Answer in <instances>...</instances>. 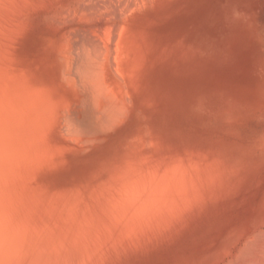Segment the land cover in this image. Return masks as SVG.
Masks as SVG:
<instances>
[{"label":"rangeland","instance_id":"rangeland-1","mask_svg":"<svg viewBox=\"0 0 264 264\" xmlns=\"http://www.w3.org/2000/svg\"><path fill=\"white\" fill-rule=\"evenodd\" d=\"M79 1L81 2L82 0H0L1 93H5L6 98L9 99V97H7L8 91L11 92V95L12 91L8 89L14 88L15 85L19 84L17 85L18 87H15L19 89L20 86H22L20 89H23L22 91H26L31 96L34 94L33 98L36 100L35 93L38 92L37 86L40 84L46 86L48 84V87L40 85V88L43 89L39 90L43 91L44 88H47L44 93L49 99H59L60 101L54 100L58 102V105L59 102H62L60 103V105L62 104V106H60V108L62 107L61 109L55 106L56 104L54 103V106L59 109V111L57 110L58 115L57 111L55 112L57 118L56 115L52 113L53 116L52 114L51 116L54 121H50V124L46 122L49 125L44 129V132L55 122V124L53 123V127L48 130L50 132L49 136V132H46L49 140H45L44 136L46 134L43 131L41 132L40 130L42 137L38 132L41 141L43 138V144L46 141L45 144L49 145L48 147L51 148L55 144L52 148L54 154H51L53 151L48 153L49 155L46 154L47 150H44L47 148V145L41 144L42 142L37 138L39 140L37 145H41V148L42 145L46 147L44 150V147L42 148V154L45 156H40L42 157L40 161L44 160L43 162H45L47 159L48 160L42 164V161L39 162L38 160L39 157L32 158V163L35 165L32 166V169L31 167L26 169L27 171L23 178L19 180L20 182L17 181L18 183H23L24 186H28V188L23 187V184L18 185V183L17 186L15 182L11 181L9 185L11 194L10 197L9 195L6 197L11 212L17 214V216L16 214L14 215L15 218L11 216L13 221L16 224H22L25 230L30 228L29 239H31V242L33 241L34 253L36 254L38 252L37 254L40 253L45 256L50 255L49 258H51V260L48 259L45 264H50L48 261H50L51 264H70L73 261L76 262H73V264H78L80 261V263L84 264L83 261L85 260V264H89V261L93 260V256L94 259L102 257L103 259L100 258L102 264H111V262L112 264H210L211 262H213L212 264L215 262H217L215 264H222L223 261H225V264L227 262V264H231V262L237 263L235 258L238 260L240 257L239 255H243L240 253L241 250L244 249L249 251L252 248L256 249L255 247L257 244L259 245L257 249L260 248L262 245L260 243H263L260 241H264V239H262L264 238L262 235L264 228H261L264 227V0H111L113 1V11H115L114 13L111 11L109 14L113 13L112 15H118L116 13L120 14L122 11L121 17L123 16V19L121 17L120 20L118 19V21L122 19V22H118L117 20L114 21L112 17H109L112 22H106L107 20L103 18L100 19L102 16H111L108 13L104 15L102 12H97V14L95 12L94 14L96 15L92 16L90 14L93 13L88 14L84 11V13L81 12L80 15L78 12L79 16H77V21L80 20L79 22L82 24L85 21V23H87V21L88 23L96 22L98 19H100L102 23L105 22V25L103 24L104 26H102L104 27L103 29L99 28V31L95 29L96 33L99 32V38L103 36L102 33L108 35L107 31L111 26L109 29L105 30L107 25H113L112 29L109 31L111 32L109 40L112 38L111 40L114 41L118 38L119 41H115L120 42V44L118 43V45H120L118 49L120 48V50L122 46H125L124 49L122 48L121 52L118 50L119 53H124L122 54L125 58L121 56L122 54L118 56L119 53L116 51L117 48H115V53L118 55L113 53V56H118L119 59H117L118 57L113 58L123 63L121 64V62L119 63V61L115 60L116 65L112 63V69L110 68L109 73L105 74V76L101 74L104 76L103 79L106 77L105 80L107 81L104 80V82L112 86H115L117 83L116 87L118 90H116L117 92L114 94L116 96L113 95L111 98L113 99L114 97L116 101L107 99V102L104 100L96 101L88 89L81 85L77 78V74L73 75L74 72L72 75L73 78L76 76V79H74L75 83H70L71 85H69L68 80L67 82L65 81V75L62 74L66 69V63L61 60V56L63 55L61 53L65 52L63 50H66L65 46L68 44V42L63 43V41H65V36H68L64 33L69 31V28L73 27L72 24H69L68 18L75 11L74 9H76V11L79 10ZM59 3L63 4L60 6ZM130 4L132 5L131 7ZM52 9L55 10L53 11ZM116 9L120 12H117ZM129 10H131V12ZM54 13H56V16ZM57 13L59 15L62 14V17ZM82 13L86 16H83ZM82 16L86 19H80ZM93 18L94 20L91 21ZM48 19L50 21H48ZM11 28H14L15 32ZM57 28L62 31H59ZM71 33L73 32L70 31L68 34L71 36ZM96 33L92 34L95 36L97 35ZM121 33L124 36L127 34V37L122 36ZM118 34L121 36H117ZM93 35L91 36L92 38ZM95 37H98V35ZM107 37L108 36H105L106 39ZM68 38L70 39V37ZM99 38L93 39L99 41ZM122 39L128 42L127 45H124L126 43L123 42ZM104 41L105 40L102 42ZM106 41H108V39ZM113 41L111 42L114 45L115 41ZM99 42L101 43V41ZM121 42H123V45H121ZM115 46L116 45H114V47ZM121 57L122 59L120 60ZM118 64L120 66L123 65L121 66L122 68L118 66ZM117 66L118 69L121 68L119 69L121 71L125 68L122 74L120 73L121 75L119 74L121 71L115 70ZM27 71L33 72V74L29 72L30 75H24ZM13 75H15L17 79ZM21 76L26 77H22V79ZM10 78L11 80H9ZM14 79L21 82L23 81L24 83L21 84V82H18L14 85V82H12ZM28 81L34 83V86L33 84H29ZM57 81L59 82L57 83ZM52 83L53 85L55 84L54 88L56 91L52 88ZM59 83L62 85L64 84V86L68 85L69 87L66 86V89H63L64 86L63 88L62 85L57 86ZM8 84H12L10 88H7ZM26 84L29 86H26ZM116 87H113V89H116ZM5 88V92H3ZM30 89H33V91ZM51 90L54 91L53 93L51 92L52 94H49ZM124 90L126 94H124ZM118 91H121V93ZM30 92H32V94ZM59 92L62 94L61 96H66L68 98H64V100H68V102L65 101L66 103H63V98L61 99V96H59L60 98L58 97ZM56 93L58 94V98L56 97ZM5 94L2 96L5 97ZM39 94H43V92H38L37 96H39ZM53 94L55 95L51 98ZM0 98V100L5 103L6 100L2 97ZM92 99L97 103L95 104V101ZM70 100L73 104L75 103V106L73 104L71 105ZM109 102L110 105L115 107L114 110L108 111L111 113L107 112V115L105 111L107 110ZM112 102L115 103L112 104ZM123 103L125 104L124 107ZM69 105H71L70 109L72 111L68 108ZM103 106L106 107V110H103L105 109ZM64 107H67V110H65ZM62 109H64V114L61 111ZM101 111H104L103 115L100 114L102 113ZM109 114L110 117L108 118ZM39 117H37V121L41 118ZM41 119L39 122H41ZM64 121H68L67 123H69V125L71 122L73 126L70 127L68 124H65L66 122ZM33 122V119L28 121V128L23 132V137L26 141H29V143L36 140L35 137L33 141L31 139L32 136H35L33 134L31 135L30 131V128L32 130L33 126H29L33 125ZM42 122L40 126L43 127V125H41ZM60 122L64 123L61 124ZM43 124L44 127L47 125L45 122H43ZM64 128L66 129L65 131ZM74 128L76 129L74 130ZM33 129L37 132V130L42 128L36 129L34 125ZM51 129L52 131H50ZM66 131L69 133H66ZM34 134L36 133L34 132ZM38 134L36 135L38 136ZM66 134H70L71 136H66ZM64 138L67 141L69 140V142L64 140ZM8 139L9 141H7V143L9 144L11 142V137L8 136ZM39 142L41 143L39 144ZM31 144H29L30 147ZM33 144V148L31 147L32 153L35 152L37 148L35 143ZM41 148L39 146L38 151L33 153V155L39 156V153L42 152ZM46 155L49 156V158H45L47 157ZM35 159L36 161H34ZM154 168L155 170H159V173L154 172ZM176 168L178 172L175 170ZM31 170L35 172H31ZM25 175H27V177ZM31 175L33 176L31 177ZM155 176H158V178L161 176V178H159L160 180L155 179ZM151 180H154V183L155 180L158 181L155 185ZM24 181H26V185ZM30 185L34 188H32L33 191ZM13 187H16V192ZM22 187L24 189H22ZM137 188L142 192L136 191L138 190ZM154 188L158 191L156 192ZM158 188H160V190L162 189L161 193ZM36 189L38 193H36ZM65 189L69 191V194H71L70 191L72 189H75L77 195L74 193L75 190H72L74 195L68 196ZM149 189L152 190L150 191ZM17 190H19V194ZM60 190H62L61 193ZM63 191L66 194H64ZM153 191H155L156 194ZM184 191L185 194L183 193ZM49 192H51V194H49ZM55 192L58 194L57 197L61 198L59 195L62 194L68 197L66 196V198L62 195L61 199L57 198ZM150 192H152L151 194L154 193L155 196L157 195L158 197L156 196V198L158 199L156 200L153 195L151 196ZM25 193L26 196H29H24ZM54 193L55 195H53ZM31 194L33 195V199L31 198ZM47 194H49L50 197ZM159 194H161V196ZM39 195L44 197L41 198ZM15 196L17 199L14 198ZM19 196L21 197L19 198ZM23 196L25 198H23ZM136 196L141 197L138 198V200L141 201L142 204L136 200ZM163 196L165 197L164 200L161 199ZM29 197L32 200H30ZM63 197L65 200H63ZM39 198H41V201ZM48 199L53 201L56 199L58 207L56 206L57 204L55 205V202H52V205L55 206L48 203L52 207L51 211V209L48 208L49 205H46L48 201L50 202ZM78 199H83L84 201L82 200L83 202H80V200V203L77 204ZM59 200L63 201L60 202ZM124 200L125 202H123ZM185 200H187V203ZM64 201L69 203L72 202V206H70L69 203H63ZM41 202H43L42 204L44 205H42ZM144 202L148 203L146 204L147 206ZM157 202L159 203L158 206ZM177 202L178 204L181 203L180 207L179 205L177 206L179 209L175 206ZM33 203H35V205ZM59 203H62L61 205L63 208H61ZM185 203L187 205H185ZM29 204H31V206H29ZM76 204H81L83 210H80V205L76 206ZM132 204L139 205L138 209H134L137 206L135 205L134 207ZM120 205L121 207H119ZM20 206L21 208H18ZM122 206L124 208H122ZM141 206H145L146 215ZM151 206L154 209H152ZM30 207L33 212L30 210ZM41 207L44 209H41ZM73 207L76 208V212L71 211ZM57 208L61 209V213L65 209L66 210L62 214H59L60 212ZM34 209L35 211L37 210L36 214L34 213ZM162 209L164 210L162 211ZM43 211H45V214ZM53 211L55 216L52 213ZM120 211L123 213L121 214ZM115 212L119 216L122 215L120 219ZM128 212H130L129 215ZM141 212L145 217L143 216L142 218V216H140ZM154 212L155 214H153ZM157 212H159V216L150 218V216H156L158 214ZM77 213L79 216L84 213V216L80 218ZM48 214H50L51 218L47 216ZM51 215H53L55 219ZM58 215L59 217L61 216V219ZM133 215H135V217ZM26 217L30 218L28 219ZM146 217H148V219H145ZM106 218H108V223L106 222ZM153 218L156 219L153 221ZM127 220H129V222ZM141 220H143V225L145 221V225L148 224L143 226L142 223H140ZM149 220L151 222L153 221V224L150 223ZM47 221L50 223L48 224ZM134 221L135 223H133ZM155 221L158 222L155 223ZM105 224L109 225L106 226ZM127 224L129 230L130 228L132 230H130L129 233L127 232ZM151 224L154 225V227ZM61 227L62 229H59ZM132 227H134V229ZM42 228L46 233L40 232ZM52 228L54 231L56 230L55 233ZM252 228L256 232L259 231V229H262V231L256 234V232L254 233V231H252ZM117 231H119V234ZM121 231L122 233H120ZM133 231L135 233L134 236L132 233ZM136 232L138 233L136 234ZM146 232L147 235H145ZM126 233L135 240L133 241L131 237L129 238ZM151 233L152 236H150ZM120 234L121 236H125L122 238L119 236ZM250 234L254 235L253 237H256L258 234L262 236L258 235V237H261V240L256 237L260 243L256 241L257 243L254 247H250L253 245L248 246V244H254L253 239H255L248 236ZM85 235L87 236L86 238H84ZM97 235L99 236L97 237ZM118 236L122 239H119ZM79 237L82 240H79ZM154 237L156 239H154ZM245 237H247V240ZM58 238H60V240ZM242 238L246 245L243 241L239 242ZM248 238L253 243H249ZM91 240L93 242L95 241V243L91 242ZM71 241L74 242L72 243ZM140 241L143 243H140ZM235 242H237V245ZM51 243L52 245H50ZM99 243L104 247L103 249L102 246H99ZM94 244L98 246L96 248L98 250V255L96 251H94L96 250ZM225 244H229L228 246L231 247L228 248L230 249L223 247L227 246ZM111 245H113V247ZM115 245H117V247H115ZM129 245H131L132 248ZM235 245L237 247H235V249L232 248ZM239 245H244L242 246L244 248L240 246L242 249H238ZM61 246L63 249L60 248ZM77 246L78 248H76ZM85 246H87L86 249H88L86 251L87 254H84L86 250ZM109 246L112 247L111 251ZM70 248L73 249L71 250ZM40 249H42V251ZM128 249L131 250L128 251ZM237 249L240 250L238 254L239 257L237 256ZM254 249H252V252H255L253 255H257L251 256V251L250 254H248L249 252L243 250L244 255L246 252L249 256L245 255L248 260L253 258L254 260H251L255 262L258 258L255 264L261 261L264 262V260H260L264 258V249L262 248V251L260 250L258 253V250L256 249L257 251H254ZM57 250L59 256L57 255ZM108 250L110 259L104 258L105 255L107 256V253L104 251L107 252ZM223 250L225 252L224 255ZM72 251L75 252L72 253ZM79 251L82 252V255ZM99 251H101V254ZM123 251L127 253L124 254ZM102 252H104V254ZM218 252H221L224 259L220 257L222 256L221 254L220 256L219 254L217 255ZM262 252L263 254L260 255ZM69 253L70 255L72 254V258L68 255ZM214 253H216V256ZM63 254L68 256V258ZM77 255H79V257ZM52 256H56V260L58 258V261ZM74 256H77L76 258L81 260H77ZM217 256L222 259L220 262ZM88 257L90 259H88ZM246 257H243L241 261H239V258L238 264L244 261L246 263ZM67 260L70 262H67ZM98 260L99 259H95V262H93L101 264ZM107 261L109 262L107 263ZM93 262L91 261V264H94ZM261 264L263 263L261 262Z\"/></svg>","mask_w":264,"mask_h":264},{"label":"bare ground","instance_id":"bare-ground-1","mask_svg":"<svg viewBox=\"0 0 264 264\" xmlns=\"http://www.w3.org/2000/svg\"><path fill=\"white\" fill-rule=\"evenodd\" d=\"M35 1V0H34ZM97 1V2H96ZM115 1V0H114ZM117 1H119V0H117ZM45 2V1H44ZM60 2V1H59ZM124 2V1H123ZM46 3V2H45ZM58 3V2H57ZM79 3H80V5L78 6V8H79V10L78 11H76V9H74L75 11L72 13V12H70V13H72L70 16H69V18H68V20H69V24H72V26L73 27H71V28H69V31H67V32H65L64 34H66V35H68L67 37L65 36V41H63V43L64 42H68V44H67V46H65L66 47V50L64 49L63 51H65L64 53H61V54H63L61 57H62V59L61 60H63V62H65L66 64V69H65V71L63 72V70H62V74H64L65 76H64V79H65V81L67 82V80L69 81V85H71V84H73V83H75V80L74 79H76V76H74L75 78H73V75H76L77 74V78L79 79V81H80V83H81V85L84 87V88H86V89H88V91L91 93V95H92V97L97 101H99V100H104V101H106L107 102V99H111L112 98V96L117 92L116 90H118L117 89V83L115 84V86H112L111 84H109V83H107V82H104V80L106 79V77H105V79H103V77L105 76V74H108L109 73V71H110V68L112 69V67H111V65H112V63H114L115 65H116V62H115V60H117V59H119V57L118 56H120L122 53H119V51L118 50H120V48L118 49V46L120 47V45H118V43L120 44V42H118L119 40H118V38L117 39H115V40H118V41H113V40H111V41H113L114 42V45H116L115 47H114V45L112 44V42L109 40V36H110V33L111 32H109L110 31V29H112V26L113 25H107L106 27H105V30H107V29H109V27H110V29L106 32L108 35H104V33H102L103 34V38L101 37V38H99V32L98 33H96L95 32V29L96 30H98L99 31V28L100 29H103L104 27H102V26H104L105 24V22L104 23H102V21H100V19H105V20H107L106 22H112V20L111 19H109V17L111 18H113L114 19V21L115 20H117L118 21V19L120 20V17H121V12L120 11H117V9H116V11L117 12H120V14L119 13H116V14H118V15H112L113 13H114V11H113V1H111V0H82L81 2L79 1ZM118 3V2H117ZM132 3H133V1H132ZM2 4V3H1ZM30 4V3H29ZM63 4V3H62ZM62 4H60L59 3V5L61 6ZM115 4V3H114ZM119 4H120V2H119ZM135 4V3H134ZM13 5V4H12ZM49 5H50V3H49ZM58 5V6H59ZM118 5V4H117ZM57 6V7H58ZM115 6V5H114ZM132 5L130 4V7H131ZM136 6V5H135ZM140 6V5H139ZM116 7V6H115ZM129 7V6H128ZM8 8V7H7ZM53 8V7H52ZM59 8H61V7H59ZM3 9H5V8H3ZM66 9V8H65ZM68 9V8H67ZM121 9V8H120ZM122 9H124V8H122ZM53 10V9H52ZM55 10V9H54ZM53 10V11H54ZM60 10V9H59ZM62 10V9H61ZM33 11V10H32ZM49 11V10H48ZM47 11V12H48ZM84 11H86L88 14H90V13H93V14H90V15H96L97 14V12L99 13V12H102V14H104V15H106V13H108L109 14V12L111 13V11H113V13L112 14H109V15H111V16H102L100 19H98V21H96V22H90V23H88V21H87V23H80L79 21H77L78 19H77V16H79V14H78V12L80 13V15H81V12H83L84 13ZM130 12H131V10H129ZM29 12V11H28ZM51 12V11H50ZM57 12V11H56ZM59 12V11H58ZM66 12H68V11H66ZM96 12V14H94ZM133 12V11H132ZM60 13H62V12H60ZM82 13V14H83ZM123 13H125V12H123ZM56 13H54V15H55ZM58 14V13H57ZM59 15V14H58ZM62 15V14H61ZM61 15H59V16H61ZM64 15V14H63ZM125 15V14H124ZM2 16V15H1ZM56 16V15H55ZM54 16V17H55ZM83 16H86L85 14H83ZM82 16V18L80 17V19H83L84 17ZM101 16V15H100ZM99 16V17H100ZM44 17H47V16H44ZM62 17V16H61ZM64 17H65V15H64ZM126 17V16H125ZM2 18H4V17H2ZM59 18V17H58ZM96 18V17H95ZM98 18V17H97ZM122 19H123V16L121 17ZM34 19V18H33ZM41 19H42V17H41ZM60 19V18H59ZM63 19V18H62ZM84 19H86V18H84ZM122 19H121V21H118V22H122ZM126 19V18H125ZM35 20V19H34ZM54 20V19H53ZM88 20V19H87ZM91 20V19H90ZM94 20V18L91 20V21H93ZM39 21H40V19H39ZM48 21H50L49 19H48ZM61 21V20H60ZM51 22H53V21H51ZM124 22V21H123ZM13 23V22H12ZM29 23V22H28ZM32 23V22H31ZM42 23V22H41ZM44 23V22H43ZM67 23V22H66ZM116 23V22H115ZM6 24H7V22H6ZM52 24V23H51ZM58 24H60V23H58ZM64 24H65V21H64ZM104 24V25H103ZM118 24V23H117ZM120 24H122V23H120ZM41 25V24H40ZM10 26V25H9ZM17 26V25H16ZM56 26V25H55ZM61 26H62V24H61ZM66 26V25H65ZM120 26H123V25H120ZM4 27V26H3ZM37 27V26H36ZM60 27V26H59ZM1 28V27H0ZM62 28V27H61ZM74 28H75V31H74ZM8 29V28H7ZM6 29V30H7ZM11 29H13V31L15 32V30H14V28H11ZM10 29V30H11ZM16 29V28H15ZM58 29V28H57ZM65 29H68V28H65ZM1 30V29H0ZM59 30V29H58ZM59 31H62L61 29L59 30ZM73 32V33H71L72 35L70 36L68 33L69 32ZM114 31V30H113ZM120 31V30H119ZM1 32V31H0ZM64 32V31H63ZM105 32V31H104ZM4 33V32H3ZM16 33H17V31H16ZM55 33H56V31H55ZM92 33H96L97 35H98V37H95V36H97V35H93ZM2 34V33H1ZM60 34H61V32H60ZM93 35V38H99L98 40L99 41H101V43L99 42V41H97V40H95V39H93L91 36ZM115 34V33H114ZM113 34V35H114ZM63 35V34H62ZM116 35V34H115ZM121 35H122V33H121ZM120 34H118L117 36H121ZM127 35V34H126ZM125 35V36H126ZM100 36H101V32H100ZM105 36H108L107 37V39H108V41H106L107 39L105 38ZM122 36H124V35H122ZM124 36V37H125ZM1 37V36H0ZM58 37H62V36H58ZM68 37H70V39L68 38ZM111 37H113V36H111ZM127 37V36H126ZM3 38H5V37H3ZM105 38V39H104ZM121 38V37H120ZM1 39V38H0ZM69 41H68V40ZM114 39V38H113ZM126 39V38H125ZM24 40H26V39H24ZM23 40V41H24ZM103 40H105L106 41V43L104 44V42H102ZM121 40V39H120ZM122 41H123V39H122ZM123 42H125V41H123ZM123 42H121L122 44L121 45H123ZM2 43V42H1ZM126 44H124V45H127V43L128 42H125ZM115 48H117V52L119 53V55L118 54H116L115 52ZM122 48L124 49L125 48V46H122ZM122 48H121V50H122ZM121 50H120V52H121ZM131 50V49H130ZM62 51V52H63ZM129 52V51H128ZM116 54V55H118V56H116V57H118L117 59H114V58H116V57H114L113 55L114 54ZM17 54V53H16ZM124 54V53H123ZM121 55V56H123L124 58H125V56L124 55ZM126 55V54H125ZM128 55V54H127ZM39 56V55H38ZM114 57V58H113ZM29 58V57H28ZM38 58V57H37ZM113 58V59H112ZM122 59V57L120 58V60ZM125 60V59H124ZM113 61V62H112ZM117 61H119V60H117ZM123 61V60H122ZM126 61V60H125ZM121 61H119V63H120ZM123 62H121V64H122ZM124 63H126V62H124ZM114 65V66H115ZM36 66V65H35ZM38 66V65H37ZM54 66V65H53ZM118 66H120L119 64H118ZM118 66H117V68L116 67H114V68H116L115 70H119V69H121L122 67L121 66H123V65H121L120 67L121 68H119L118 69ZM126 66V65H125ZM55 67V66H54ZM56 68V67H55ZM124 68V67H123ZM134 68V67H133ZM52 69V68H51ZM57 69V68H56ZM44 70V69H43ZM114 70V69H113ZM112 70V71H113ZM125 70V68L124 69H122V71H124ZM126 70H127V68H126ZM119 71H121V70H119ZM118 71V72H119ZM122 71L121 72H119V74L121 73L122 74ZM30 71H27V73H29ZM74 72V74L72 75V73ZM26 72L24 73V75H30V73H32L33 74V72H30L29 74H27ZM117 73V72H116ZM126 73H128V72H126ZM40 74V73H39ZM101 74H104V76H102ZM120 74V75H121ZM125 74V73H124ZM123 74V75H124ZM116 75V74H115ZM117 75H118V73H117ZM14 77H15V75H13ZM16 76H17V74H16ZM26 76H21V78L23 77H26ZM33 76V75H32ZM127 76V75H126ZM125 76V77H126ZM118 77V76H117ZM121 77V76H120ZM16 78V77H15ZM20 78V79H21ZM22 78V79H23ZM17 79V78H16ZM19 79V80H20ZM77 79V80H78ZM9 80H11V78L9 79ZM9 80H7V81H9ZM13 80V79H12ZM17 80H15L14 79V81H12V82H14V85H15V83H18V82H21V81H17ZM105 81H107V80H105ZM12 82H9V83H12ZM59 81H57V83H58ZM124 82V81H123ZM8 83V82H7ZM22 83H24L23 81L21 82V84ZM25 83H27V82H25ZM28 83L29 84H33V86H34V83H31V82H29L28 81ZM27 83V84H28ZM63 83V82H62ZM71 83V84H70ZM106 83V84H105ZM125 83H126V81H125ZM26 84V86H29V85H27ZM1 85V84H0ZM10 85H12V84H10ZM10 85L8 84V86H7V88H10ZM17 85H19V84H17ZM17 85H15L16 87H18ZM36 85V84H35ZM41 85V84H40ZM40 85L39 86H37V89H38V92L39 93H42L43 92V94H39V96H37V93L38 92H36L35 93V97L37 98L36 100L33 98L34 97V94H33V96H31V95H29V93H27L26 91H22L23 89H20L22 86H20V88L18 89V88H16L15 86H14V88H10V89H8V90H10V91H12V95H11V92H9L8 90V94H7V97H9V99H7L6 98V94L5 93H3V94H5L4 96L5 97H3L2 95V93H1V90H0V97H2L4 100H6L5 101V103L3 102V101H1L0 100V264H45L46 262H47V260L48 259H50L51 260V258H49V256H45V255H43V254H37L38 252L36 251V249H35V251L37 252L36 254L34 253V251H33V241L31 242L30 240L31 239H29V234H30V231H29V229L27 228L26 230L24 229V227H23V225L22 224H20V223H15L14 221H13V219L11 218V216L12 217H14L15 218V214H13L12 212H11V210H10V207H9V203L6 201V197L9 195V197H10V188H9V185H10V182L12 181V182H15L16 183V185H17V181H19L21 178H23V176H24V174H25V172L27 171L26 169H28V168H30L31 167V169H32V166H34L35 164H33L32 163V158H38L39 157V162H41L40 161V158L42 159V155H44V154H42L43 153V151H42V148L44 147L43 145L46 143V141H48L49 140V138H47L49 135H50V132L48 131L50 128H52L53 127V123L55 124V122H53L52 124H51V127H49L47 130H46V132L48 133V136H47V134H46V132H44L45 130V128H47L48 127V125L51 123L50 121H54L53 120V118H52V116H53V114L52 113H54V115H56L55 114V112L58 110L59 111V109L58 108H60V106H62V104L60 105V103H62V102H59V105H58V102L56 101H54V100H59V99H55L54 98V100H52V99H49L48 98V96L44 93L45 92V89H47V88H44V90L43 91H40L41 89H43V88H40ZM52 85H53V83H52ZM62 84H60L59 83V85H57V86H61ZM124 85V84H123ZM3 86V85H2ZM4 86H5V83H4ZM30 86H32V85H30ZM36 86H35V88H36ZM41 86H43V84L41 85ZM63 86H64V84L62 85V88H63ZM66 86H68V85H66ZM66 86H64V88L63 89H66ZM119 86V85H118ZM124 86H126V85H124ZM1 87V86H0ZM11 87H13V86H11ZM39 87V88H38ZM43 87H48V84L45 86H43ZM49 87L51 88V86L49 85ZM55 84L53 85V89L55 90ZM69 87V86H68ZM113 87H116V89L114 90L113 89ZM24 88V87H23ZM28 88V87H27ZM34 88V87H33ZM51 88V89H52ZM126 88V87H125ZM40 89V90H39ZM56 89H57V87H56ZM121 89V88H120ZM5 90H6V88L3 90V92H5ZM25 90V89H24ZM29 90V89H28ZM31 90V89H30ZM53 90V91H54ZM122 90V89H121ZM31 91H33V89L31 90ZM37 91V90H36ZM53 91L51 90L50 91V93L49 94H52L53 93ZM56 91V90H55ZM61 91V90H60ZM127 91V90H126ZM35 92V91H34ZM52 92V93H51ZM118 92H120L121 93V91H118ZM7 93V92H6ZM31 94H32V92H30ZM119 93V94H120ZM2 94V95H1ZM11 95V98H10V95ZM48 94V93H47ZM59 94V95H58ZM56 93V97H57V95H58V97L59 96H61L62 94H60V92L59 93ZM124 94H126L125 93V90H124ZM9 95V96H8ZM55 94H53V95H51V98L54 96ZM121 95H123V94H121ZM120 95V96H121ZM114 96H116V95H114ZM119 96V97H120ZM57 97V98H58ZM39 98V99H38ZM60 98V97H59ZM63 98V100H64V98H66V99H68L66 96H61V99ZM104 98V99H103ZM118 98V97H117ZM1 99V98H0ZM70 99V98H69ZM115 98L113 97V99H111L112 101H116V100H114ZM49 100H51V101H49ZM62 100V101H63ZM93 100V99H92ZM95 100H93V101H95ZM60 101V100H59ZM66 100H64V102L63 103H66V102H68V100L65 102ZM94 102L95 104L97 103V102ZM52 102H53V104H52ZM70 102H71V100H70ZM56 105H55V104ZM77 103V102H76ZM113 103H115V102H112V104ZM70 104V103H69ZM73 103L71 102V105H72ZM58 106V108L57 107H55V106ZM64 105V104H63ZM67 105V104H66ZM65 105V106H66ZM71 105H69L68 106V108L70 109V107H71ZM74 106H75V103L73 104ZM107 105V104H106ZM105 105V106H106ZM124 103H123V107H124ZM90 107V106H89ZM92 107V106H91ZM107 107V106H106ZM106 107H104L103 106V108H105V109H103V110H106ZM114 107L115 106H113V105H110V102H109V105H108V107H107V110L105 111L106 113L105 114H107V112L108 111H112V110H114ZM62 108V107H61ZM60 108V109H61ZM65 108V107H64ZM67 108V107H66ZM65 108V110H67ZM109 108V109H108ZM63 110L64 109H62L61 111H62V113L64 114V112H63ZM74 110V109H73ZM58 111H57V115H58ZM70 111H72L71 109H70ZM102 113H100V114H104V111H101ZM4 113V114H3ZM61 113V114H62ZM108 113H111V112H108ZM51 114H52V116H51ZM57 115H56V118H57ZM73 115V114H72ZM108 115V114H107ZM106 115V116H107ZM42 118H40V117ZM51 116V117H50ZM37 117H39L40 119H41V122L43 121V122H45V124H47L45 127H44V124H43V122H42V124L41 125H43V127L42 126H40V123L41 122H39L40 121V119L37 121ZM110 117V114H109V116H108V118ZM36 118V119H35ZM55 118V117H54ZM56 118H55V120H56ZM62 118H64V117H62ZM33 119V125H29V126H33L34 127V125H35V128L36 129H39V128H42V129H39V130H37V132L36 131H34V129H33V127H32V130H31V128H30V131H31V135L33 134V135H35V136H32L31 137V139H32V141H33V138L35 137V139L37 140V143H36V140L34 141V142H31L32 144L33 143H35V146L37 147L36 148V150H35V152L36 151H38V149H39V146H40V148H41V145H37L38 144V139L37 138H39L40 139V141H41V137H42V131L46 134H43V135H45L44 136V138H45V142H44V144H43V138H42V143L41 142H39V144L41 143V144H43L42 145V148H41V151L42 152H40L39 153V156H36V155H33V153H35V152H33L32 153V150H31V147L33 148V145L31 144V143H29V141H26L25 140V138L23 137V132H24V130L26 131V129L28 128V125H27V122L28 121H30V120H32ZM52 119V120H51ZM61 119V118H60ZM107 119V118H106ZM38 122V123H37ZM46 122H49V124L48 123H46ZM64 122H66V121H64ZM63 122V123H64ZM68 122V121H67ZM65 123V124H68L69 125V123ZM34 123H37V124H34ZM61 123V122H60ZM59 123V124H60ZM63 123H61V124H63ZM72 123L70 122V127L71 126H73V125H71ZM37 125V126H36ZM60 126H62V125H60ZM39 127V128H38ZM69 127V128H70ZM56 128V127H55ZM61 128V127H60ZM68 128V129H69ZM77 128V127H76ZM76 128H74V130L76 129ZM35 129V130H36ZM40 130H41V132H40ZM66 129L64 128V131H65ZM50 131H52V129L50 130ZM60 131V130H59ZM77 131V130H76ZM34 132L36 133V134H38V132L40 133V135H41V137H39L40 135L38 134V136L36 135V134H34ZM68 131H66V133H67ZM69 132H70V130H69ZM68 132V133H69ZM63 133V132H62ZM147 133V132H146ZM149 133V132H148ZM67 135H70V134H66V136ZM74 135V134H73ZM8 136H10L11 137V142L8 144L7 143V141H9V139H8ZM37 136V137H36ZM62 136V135H61ZM71 136V135H70ZM69 136V137H70ZM63 137V136H62ZM26 138H27V140H28V137L26 136ZM47 138V139H46ZM66 138V137H65ZM64 138V140H66ZM68 139V138H67ZM72 139V138H71ZM63 140V141H64ZM62 141V142H63ZM67 141V140H66ZM75 141V140H74ZM67 142H69V140L67 141ZM66 142V143H67ZM85 143H87V142H85ZM85 143H83V144H85ZM29 144H31V147L29 146ZM52 144V143H51ZM61 144V143H60ZM45 145H47V144H45ZM58 145H59V143H58ZM72 145V144H71ZM79 145H80V142H79ZM35 146H34V149H35ZM49 145H47L46 147H44L43 148V150L44 151H46L45 153L46 154H48V153H51L52 151H53V147L55 146V144H54V146L51 148V147H48ZM79 147H81V146H79ZM49 148V149H48ZM159 149V148H158ZM49 150V151H48ZM34 151V150H33ZM51 154H54V151L51 153ZM49 155V154H48ZM40 156H42V157H40ZM45 156V155H44ZM47 156V155H46ZM50 157H52V156H50ZM45 158H49V156H47V157H45ZM44 159V158H43ZM46 160V159H45ZM48 160V159H47ZM46 160V161H47ZM144 160V159H143ZM34 161H36V159L34 160ZM44 161V160H43ZM42 161V164L43 163H45V162H43ZM38 162V163H39ZM159 162H161V161H159ZM38 163H36V164H38ZM41 164V163H40ZM141 164V163H140ZM39 166H41V165H39ZM151 167V166H150ZM158 167V166H157ZM161 167V166H160ZM38 168V167H37ZM180 168V167H179ZM33 169H34V167H33ZM151 169V168H150ZM157 169V168H156ZM160 169V168H159ZM35 170V169H34ZM34 170H31V172L32 171H34ZM176 171L178 170L177 168L175 169ZM183 170V169H182ZM180 171V170H179ZM30 172V171H29ZM29 172H27V173H29ZM35 172V171H34ZM154 172H158L159 173V170H155V168H154ZM172 172V171H171ZM178 172V171H177ZM142 173V172H141ZM158 173H156V174H158ZM174 173H175V171H174ZM181 173H182V171H181ZM186 173V172H185ZM185 173H184V175H185ZM31 174V173H30ZM29 174V175H30ZM160 174H161V172H160ZM159 174V175H160ZM165 174V173H164ZM231 174V173H230ZM28 175V176H29ZM151 175V174H150ZM172 175V174H171ZM171 175H169V176H171ZM180 175V174H179ZM26 177H27V175H25ZM33 175H31V177H32ZM147 176V175H146ZM152 176H154V175H152ZM133 177V176H132ZM137 177V176H136ZM156 177V176H155ZM173 177H174V174H173ZM177 177V176H176ZM181 177V176H180ZM185 177V176H184ZM97 178V177H96ZM152 178H154V177H152ZM159 178H161V176L159 177ZM158 178V176L155 178V179H159ZM231 178V177H230ZM135 179V178H134ZM150 179V178H149ZM167 179V178H166ZM175 179V178H174ZM185 179V178H184ZM23 180V179H22ZM27 180H29V179H27ZM30 180H32V179H30ZM87 180V179H86ZM91 180V179H90ZM93 180V179H92ZM143 180V179H142ZM160 180V179H159ZM176 180V179H175ZM150 181V180H149ZM152 181V180H151ZM154 181V180H153ZM152 181V182H153ZM158 181V180H157ZM156 180H155V183L157 182ZM190 181V180H189ZM20 182V181H19ZM23 182V181H22ZM144 182V181H143ZM24 183H25V185H26V181H24ZM28 183V182H27ZM82 183V182H81ZM150 183V182H149ZM154 182H153V184H155ZM175 183V182H174ZM184 183H185V180H184ZM14 184V183H13ZM21 183H18V185H20ZM23 184V183H22ZM21 184V185H22ZM30 184V183H29ZM158 184H161V183H158ZM15 185V186H16ZM17 185V186H18ZM28 185V184H27ZM32 185V184H31ZM30 185V187H31V189L33 188L32 186ZM130 185V184H129ZM156 185V184H155ZM163 185V184H162ZM170 185V184H169ZM172 185V184H171ZM143 186V185H142ZM145 186H146V184H145ZM160 186V185H159ZM23 187H27L28 188V186H24V184H23ZM22 187V189H24ZM125 187V186H124ZM153 187V186H152ZM163 187V186H162ZM182 187H183V185H182ZM14 188V187H13ZM16 188V187H15ZM15 188H14V190H15ZM19 188V187H18ZM17 188V189H18ZM26 188V189H27ZM155 188L157 189V187L155 186ZM154 188V189H155ZM161 188V187H160ZM160 188H158L159 189V192L161 193V190H160ZM176 188V187H175ZM193 188V187H192ZM34 189V188H33ZM33 189H32V191H33ZM138 189V188H137ZM156 189H155V191H156ZM174 189V188H173ZM185 189V188H184ZM190 189V188H189ZM20 190V189H19ZM19 190H17V192L19 191ZM29 190V189H28ZM27 190V191H28ZM64 190V189H63ZM67 189H65V191H66ZM69 190V189H68ZM71 190V189H70ZM73 190V189H72ZM72 190L70 191L71 192V194H69L68 192L69 191H66L68 194V196L69 195H74L73 194V192H72ZM75 190V189H74ZM73 190V191H74ZM140 189H138V190H136V191H138V192H142V191H139ZM144 190H145V187H144ZM150 190V189H149ZM152 190V189H151ZM150 190V191H151ZM164 190V189H163ZM176 190V189H175ZM23 191V190H22ZM61 191L62 190H60V193H61ZM121 191V190H120ZM126 191V190H125ZM135 191V190H134ZM155 191H153L154 193H155ZM158 191V190H157ZM156 191V192H157ZM167 191V190H166ZM166 191H164V192H166ZM186 191V190H185ZM185 191L183 192L184 194H185ZM190 191V190H189ZM15 192H16V190H15ZM26 192V191H25ZM78 192V191H77ZM126 192H128V191H126ZM158 192V193H159ZM21 193V192H20ZM35 193V192H34ZM36 193H38V190L36 189ZM56 194H57V192H55ZM55 193L53 194V195H55ZM59 193V192H58ZM63 193H64V191H63ZM75 194H76V190H75V192H74ZM146 193V192H145ZM152 192H150V194H151ZM154 193L153 194H151V196L153 195L155 198H156V196L154 195ZM157 193V194H158ZM192 193H193V191H192ZM18 194H19V192H18ZM49 194H51V192H49ZM49 194H47L49 197H50V195ZM64 194H66V193H64ZM64 194H62V195H64ZM127 194V193H126ZM135 194H137V193H135ZM149 194V195H150ZM156 194V193H155ZM173 194V193H172ZM171 194V195H172ZM184 194H182V195H184ZM5 195V196H4ZM22 195H23V193H22ZM28 195V194H27ZM32 195V194H31ZM30 195V196H31ZM40 195H43V194H40ZM39 195V196H40ZM62 195H59V196H61V198H62ZM66 195V196H67ZM77 195V194H76ZM78 195H79V193H78ZM113 195V194H112ZM119 195V194H118ZM133 195H134V193H133ZM160 196H161V194H159ZM187 195V194H186ZM190 195V194H189ZM14 196V195H13ZM24 196H26V193H25V195ZM23 196V198H25ZM29 196V195H28ZM28 196H26V197H28ZM35 196H37V195H35ZM34 196V197H35ZM58 196V194L56 195V197ZM65 196V195H64ZM65 196V197H66ZM67 196V197H68ZM166 196V195H165ZM9 197H8V199H9ZM18 197V196H17ZM21 196H19V198H20ZM41 197V196H40ZM42 197H44V196H42ZM41 197V198H42ZM52 197V196H51ZM66 197V198H67ZM111 197H113V196H111ZM147 197V196H146ZM150 197V196H149ZM158 197V196H157ZM190 197V196H189ZM194 197H195V195H194ZM14 198H16V196L14 197ZM19 198H18V200H19ZM30 198V197H29ZM32 199H33V195H32V197H31ZM30 198V200H32ZM41 198H39V200L41 201ZM55 198V197H54ZM57 198H60V197H57ZM60 198V199H61ZM64 198V197H63ZM115 198V197H114ZM117 198V197H116ZM121 198V197H120ZM130 198H132V197H130ZM135 198V197H134ZM137 198V199H136ZM136 200L137 201H139L138 200V198H141V197H137L136 196ZM155 198H153V199H155ZM164 196H163V198L161 197V199H163L164 200ZM11 199V198H10ZM17 199V198H16ZM35 199V198H34ZM44 199V198H43ZM43 199H42V201H43ZM46 199V198H45ZM52 199V198H51ZM51 199H48V200H50V202L48 201L47 202V204H46V201H45V204L46 205H49V204H51L52 205V202L54 203L55 202V205L58 207V203L56 202V199H54V201L53 200H51ZM142 199H143V197H142ZM150 199H152V198H150ZM158 198H156V200H157ZM176 199H177V197H176ZM185 199H186V197H185ZM192 199V198H191ZM27 200H28V198H27ZM29 200V201H30ZM58 200V199H57ZM63 200H65V198L63 199ZM62 200V201H63ZM81 200V201H80ZM83 199H78V201H77V204L78 203H80V202H83L82 201ZM160 200V199H159ZM183 200V199H182ZM188 200H189V198H188ZM20 201V200H19ZM21 201H22V199H21ZM35 201H36V199H35ZM60 201V200H59ZM62 201H60V202H62ZM80 201V202H79ZM116 201V200H115ZM128 201V200H127ZM126 201V202H127ZM179 201V200H178ZM186 201V203H187V200H185ZM14 202V201H13ZM24 202V201H23ZM31 202V201H30ZM37 202V201H36ZM123 202H125V200L123 201ZM132 202H133V200H132ZM136 202V201H135ZM141 204H142V202L141 201H139ZM147 202H148V199H147ZM147 202H144V204L146 205V204H148ZM155 202V201H154ZM159 202V201H158ZM157 202V203H158ZM179 202H181V201H179ZM16 203V202H15ZM26 203H28V202H26ZM39 203V202H38ZM43 202H41V204H42ZM49 203V204H48ZM63 203H69V202H67V201H64ZM75 203V202H74ZM73 203V204H74ZM117 203V202H116ZM130 203H131V200H130ZM139 203V204H140ZM153 203V202H152ZM156 203V202H155ZM155 203H153V204H155ZM184 203V202H183ZM182 203V204H183ZM185 203V205H187ZM195 203V202H194ZM11 204V203H10ZM24 204V203H23ZM32 204V203H31ZM31 204H29V206H31ZM34 205H35V203H33ZM62 203H59V205H61ZM70 204V206H72V202L71 203H69ZM68 204V205H69ZM76 204V206H79L80 205V210L82 209L83 210V207L81 206V204H79V205H77ZM119 204H121V203H119ZM118 204V205H119ZM124 204V203H123ZM152 204V205H153ZM13 205V204H12ZM15 205V204H14ZM42 205H44V204H42ZM55 205H52V206H55ZM82 205H83V203H82ZM132 205H134V204H132ZM136 206H137V204H135ZM135 205H134V207H135ZM159 205V203L157 204V206ZM179 205V207L181 206V203L180 204H178V202H177V205H175L176 206V208H178L177 206ZM38 206H41V205H38ZM37 206V207H38ZM50 206V205H49ZM48 206V208L49 209H51V211H52V207L50 206L49 207ZM69 206V207H70ZM75 206V207H76ZM130 206V205H129ZM139 206V205H138ZM138 206L136 207V208H134V209H138ZM147 206V205H146ZM163 206V205H162ZM168 206V205H167ZM189 206V205H188ZM23 207V206H22ZM28 207V206H27ZM47 207V206H46ZM45 207V208H46ZM64 207H65V205H64ZM66 207H67V205H66ZM119 207H121V205L119 206ZM145 206H141V208L142 209H144L143 211H145V208H144ZM155 207V206H154ZM161 207V206H160ZM164 207V206H163ZM183 207V206H182ZM18 208H21V206L20 207H18ZM25 208H26V206H25ZM24 208V209H25ZM32 208H33V206H32ZM55 208V207H54ZM53 208V209H54ZM61 208H63L62 207V205H61ZM122 208H124L123 206H122ZM140 208V207H139ZM151 208H152V206H151ZM191 208V207H190ZM15 209V208H14ZM27 209V208H26ZM26 209H25V211H26ZM37 209V208H36ZM41 209H44V208H42L41 207ZM56 209V208H55ZM59 208H57V210H58ZM77 209H78V207H77ZM104 209V208H103ZM113 209V208H112ZM114 209H115V207H114ZM119 209V208H118ZM118 209H117V211H118ZM141 209V210H142ZM148 209V208H147ZM149 209H150V206H149ZM152 209H154V208H152ZM175 209V208H174ZM179 209V208H178ZM177 209V210H178ZM181 209V208H180ZM187 209V208H186ZM18 210V209H17ZM29 210V209H28ZM30 210H31V207H30ZM30 210H29V212H30ZM39 210V209H38ZM66 210V209H65ZM65 210L63 211V212H65ZM69 210V209H68ZM128 210H130V209H128ZM140 210V209H139ZM158 210V209H157ZM164 209H162V211H163ZM166 210V209H165ZM176 210V209H175ZM183 210V209H182ZM32 211V210H31ZM37 211V210H36ZM36 211H35V209H34V213L36 214ZM46 211L48 212V210L46 209ZM50 211V210H49ZM55 211V210H54ZM54 211L52 212L53 213V215H54ZM61 211V209H59V212ZM71 211H75L76 212V208H74L73 207V210H71ZM107 211V210H106ZM116 211V210H115ZM124 211V210H123ZM133 211V210H132ZM136 211V210H135ZM148 211H150V210H148ZM173 211V210H172ZM17 212V211H16ZM22 212V211H21ZM33 212V211H32ZM40 212V211H39ZM44 212V214H45V211H43ZM62 212V213H63ZM108 212H109V210H108ZM131 212V211H130ZM130 212H128V215H129V213ZM139 212V211H138ZM175 212V211H174ZM23 213V212H22ZM52 213H50V214H52ZM61 212L59 213V214H62ZM74 213V212H73ZM79 213H80V211H79ZM112 213V212H111ZM116 213V212H115ZM120 213L122 214L123 212H121L120 211ZM132 213V212H131ZM152 213V212H151ZM158 214L155 216H150V218L151 217H157V216H159L160 214H159V212H157ZM171 213V212H170ZM184 213V212H183ZM33 214V213H32ZM50 214H48L47 216L49 217V218H51L50 217ZM58 214V213H57ZM66 214V213H65ZM71 214V213H70ZM81 214V213H80ZM117 214V213H116ZM125 214V213H124ZM137 214V213H136ZM153 214H155V212L153 213ZM185 214V213H184ZM41 215V214H40ZM43 215V214H42ZM53 215H51V216H53ZM75 215H76V213H75ZM77 215L79 216V214L77 213ZM113 215H114V213H113ZM118 215V214H117ZM127 215V214H126ZM145 215H146V211H145ZM149 215V214H148ZM176 215V214H175ZM194 215H195V213H194ZM16 216H17V214H16ZM25 216V215H24ZM30 216V215H29ZM33 216V215H32ZM31 216V217H32ZM44 216V215H43ZM46 216V217H47ZM55 216V215H54ZM53 216V217H54ZM81 216H84V213H83V215H81ZM81 216H79L80 218H82ZM119 216V215H118ZM122 216V215H121ZM121 216H119L118 218L120 219V217ZM131 216V215H130ZM134 217H135V215H133ZM138 216V215H137ZM140 216H142V218H143V216H144V214L142 215V212H141V215ZM45 217V216H44ZM43 217V218H44ZM58 217H59V215H58ZM57 217V218H58ZM63 217V216H62ZM73 217H74V215H73ZM109 217V216H108ZM114 217V216H113ZM113 217H111V218H113ZM117 217V216H116ZM145 217V216H144ZM161 217V216H160ZM167 217V216H166ZM26 218H28V217H26ZM30 218V217H29ZM28 218V219H29ZM36 218H38V217H36ZM60 219H61V216L59 217ZM68 218V217H67ZM104 218V217H103ZM117 218V219H118ZM127 218V217H126ZM130 218V217H129ZM141 218V219H142ZM162 218V217H161ZM264 218V217H263ZM20 219V218H19ZM25 219V218H24ZM23 219V220H24ZM54 219H55V217H54ZM69 219H70V217H69ZM79 219V218H78ZM122 219H123V217H122ZM145 219H148V217H146ZM154 219H156V218H153V221H154ZM158 219V218H157ZM180 219V218H179ZM258 219H259V217H258ZM27 220V219H26ZM40 220H41V218H40ZM43 220V219H42ZM47 220V219H46ZM62 220H65V219H62ZM75 220H76V218H75ZM92 220H93V218H92ZM104 220H105V218H104ZM107 220H108V218H106V222H107ZM113 220V219H112ZM125 220V219H124ZM150 220H152V219H150ZM149 220V221H150ZM159 220H161V219H159ZM256 220V219H255ZM18 221V220H17ZM30 221H31V219H30ZM35 221H36V219H35ZM44 221V220H43ZM49 221H50V219H49ZM61 221V220H60ZM77 221V220H76ZM81 221V220H80ZM128 222H129V220H127ZM131 221V220H130ZM138 221H140V220H138ZM143 220H141V222L140 223H142V225H143V222H142ZM145 221V220H144ZM148 221V222H149ZM153 221L151 222L150 221V223H152L153 224ZM183 221H185V220H183ZM186 221L188 222V220H187V218H186ZM25 222V221H24ZM37 222V221H36ZM41 222V221H40ZM68 222V221H67ZM73 222V221H72ZM78 222H79V220H78ZM93 222V221H92ZM117 222V221H116ZM119 222V221H118ZM124 222V221H123ZM146 222V221H145ZM145 222H144V225H145ZM158 221H155V223H157ZM160 222V221H159ZM187 222H186V224H187ZM191 222H193V221H191ZM23 223V222H22ZM45 223V222H44ZM47 223H48V221H47ZM50 223V222H49ZM48 223V224H49ZM103 223V222H102ZM108 223V222H107ZM113 223V222H112ZM112 223H111V225H112ZM126 223V222H125ZM125 223H123V224H125ZM133 223H135V221L133 222ZM139 223V224H140ZM155 223H154V225H155ZM181 223V222H180ZM185 223V222H184ZM257 223V222H256ZM46 224V223H45ZM52 224V223H51ZM65 224V223H64ZM77 224H79V223H77ZM89 224V223H88ZM96 224V223H95ZM114 224H116V223H114ZM122 224V223H121ZM148 224V223H147ZM146 224V225H147ZM151 224V225H152ZM172 224V223H171ZM263 224H264V221H263ZM47 225V224H46ZM55 225H56V223H55ZM57 225H59V224H57ZM63 225V224H62ZM71 225V224H70ZM76 225V224H75ZM100 225V224H99ZM106 225V224H105ZM109 225V224H108ZM108 225H106V226H108ZM118 225V224H117ZM143 225V226H144ZM145 225V226H146ZM150 225V226H151ZM154 225H152L153 227H154ZM192 225V224H191ZM196 225V224H195ZM254 225H255V223H254ZM259 225V224H258ZM64 226H66V225H64ZM80 226V225H79ZM87 226V225H86ZM85 226V227H86ZM97 226V225H96ZM102 226V225H101ZM122 226V225H121ZM124 226H126V225H124ZM123 226V227H124ZM131 226V225H130ZM134 226V225H133ZM137 226V225H136ZM140 226H141V224H140ZM156 226V225H155ZM161 226V225H160ZM264 226V225H263ZM38 227H39V225H38ZM50 227V226H49ZM70 227V226H69ZM84 227V228H85ZM88 227V226H87ZM95 227V226H94ZM114 227V226H113ZM127 227H128V224H127ZM142 227V226H141ZM149 227V226H148ZM148 227H144V228H148ZM192 227H193V225H192ZM256 227V226H255ZM68 228V227H67ZM96 228V227H95ZM105 228V227H104ZM115 228V227H114ZM116 228H117V226H116ZM119 228V227H118ZM125 228V227H124ZM133 229H134V227H132ZM138 228V227H137ZM159 228V227H158ZM164 228V227H163ZM254 228V227H253ZM253 228H252V231H254L253 230ZM261 228H264V227H261ZM59 229H62V227L61 228H59ZM66 229V228H65ZM69 229V228H68ZM121 229H122V227H121ZM120 229V230H121ZM257 229V228H256ZM52 230H53V228H52ZM52 230H51V232H52ZM87 230V229H86ZM106 230V229H105ZM112 230H114V229H112ZM116 230V229H115ZM125 230H126V228H125ZM130 230H131V228H130ZM129 227H128V233H129ZM43 232V233H46V231L44 232L43 231V228H42V230H40V232ZM54 231V230H53ZM56 231V230H55ZM55 231H54V233H55ZM65 231H67V230H65ZM97 231H98V229H97ZM96 231V232H97ZM102 231H104V230H102ZM132 231V230H131ZM145 231V230H144ZM176 231H177V229H176ZM182 231V230H181ZM259 231H262V229L260 230L259 229ZM259 231H257V232H259ZM264 231V230H263ZM262 231V235L264 236V232ZM50 232V233H51ZM64 232V231H63ZM81 232V231H80ZM101 232V231H100ZM111 232V231H110ZM118 232V234H119V231H117ZM124 232H126V231H124ZM148 232H149V230H148ZM159 232V231H158ZM166 232V231H165ZM256 231H254V233H255ZM257 232H256V234H257ZM32 233V232H31ZM53 233V232H52ZM51 233V234H52ZM68 233V232H67ZM66 233V234H67ZM75 233V232H74ZM82 233V232H81ZM104 233V232H103ZM111 233H113V232H111ZM120 233H122V231L120 232ZM133 233V236L135 235V233H134V231L132 232ZM138 232H136V234H137ZM145 233V232H144ZM150 233V232H149ZM174 233V232H173ZM250 233V232H249ZM39 234V233H38ZM37 234V235H38ZM57 234H59V233H57ZM72 234V233H71ZM89 234V233H88ZM91 234V233H90ZM100 234V233H99ZM102 234V233H101ZM142 234V233H141ZM169 234H170V232H169ZM253 234V233H252ZM255 234V235H256ZM33 235H35V234H33ZM56 235V234H55ZM83 235V234H82ZM86 235H87V233H86ZM84 236V238H86L87 236ZM93 235V234H92ZM126 235H127V233H126ZM130 235H131V233H130ZM145 235H147V232H146V234ZM165 235H167V234H165ZM258 235H260L261 236V234H258ZM258 235L256 236V237H258ZM53 236V235H52ZM68 236V235H67ZM77 236V235H76ZM99 235H97V237H98ZM100 236H102V235H100ZM106 236V235H105ZM104 236V237H105ZM109 236V235H108ZM115 236H116V234H115ZM119 236H121V234L119 235ZM118 236V238L119 239H122L123 238V236H125V235H123V236H121L122 238H120ZM129 238L131 237V236H129V235H127ZM150 236H152V233H151V235ZM169 236V235H168ZM233 236V235H232ZM248 236H251L252 237V239L253 238H255V239H253L254 240V244H248V242H247V244H248V246L249 245H253V246H250V247H254V245H256V243L258 242V238H260V240H261V237L259 236L258 238H256V237H253L254 235H248ZM247 236V237H248ZM117 237V236H116ZM127 237V238H128ZM137 237V236H136ZM141 237V236H140ZM247 237H245V239L247 240ZM251 237H249V238H251ZM47 238V237H46ZM49 238H50V235H49ZM65 238V237H64ZM68 238V237H67ZM66 238V239H67ZM94 238V237H93ZM126 238V237H125ZM138 238V237H137ZM137 238H136V240H137ZM149 238H151V237H149ZM248 238V241H249V243H251L252 241H250V239ZM34 239H35V237H34ZM38 239V238H37ZM40 239V238H39ZM55 239V238H54ZM59 240H60V238H58ZM57 239V240H58ZM74 239V238H73ZM90 239V238H89ZM99 239H101V238H99ZM110 239V238H109ZM117 239V238H116ZM131 239H132V237H131ZM154 239H156L155 237H154ZM262 239H264V238H262ZM45 240V239H44ZM56 240V239H55ZM61 240H64V239H61ZM75 240V239H74ZM79 240H82V239H80V237H79ZM87 240V239H86ZM85 240V241H86ZM105 240V239H104ZM108 240V239H107ZM127 240V239H126ZM130 240V239H129ZM133 240V239H132ZM132 240H131V242H132ZM135 240V239H134ZM133 240V241H134ZM147 240V239H146ZM245 240V241H246ZM49 241H50V239H49ZM52 241V240H51ZM66 242H68L67 240H65ZM84 241V240H83ZM98 241V240H97ZM96 241V242H97ZM106 241V240H105ZM112 241V240H111ZM125 241V240H124ZM142 241V240H141ZM140 241V243H143V242H141ZM160 241V240H159ZM236 241H239V240H236ZM243 241V238H242V240L241 241H239V242H242ZM257 241V242H256ZM72 242V241H71ZM74 242V241H73ZM72 242V243H73ZM91 242H93L92 240H91ZM114 242V241H113ZM112 242V243H113ZM116 242V241H115ZM122 242V241H121ZM127 242H128V240H127ZM146 242V241H145ZM153 242V241H152ZM152 242H150V243H152ZM157 242V241H156ZM229 242V241H228ZM260 242H263L264 243V241H260ZM260 242H258V243H260ZM40 243V242H39ZM38 243V244H39ZM47 243V242H46ZM59 243H61V242H59ZM65 243V242H64ZM63 243V244H64ZM93 243H95V241L93 242ZM106 243V242H105ZM138 243V242H137ZM236 243V245H237V242H235ZM243 243L246 245V243L243 241ZM253 243V242H252ZM263 243H260V244H262L261 246H264V244ZM44 244V243H43ZM68 244V243H67ZM78 244V243H77ZM87 244V243H86ZM91 244V243H90ZM89 244V245H90ZM115 244V243H114ZM122 244V243H121ZM127 244V243H126ZM129 244H130V242H129ZM135 244V243H134ZM240 244V243H239ZM50 245H52V243L50 244ZM54 245V244H53ZM57 245H59V244H57ZM75 245V244H74ZM88 245V246H89ZM92 245V244H91ZM123 245V244H122ZM225 245H227V244H225ZM229 245V244H228ZM223 246V247H227L226 249H230V248H228V247H231V246ZM233 246L232 248H234L235 249V247H237V246ZM44 246V245H43ZM42 246V247H43ZM78 246H79V244H78ZM78 246L76 247V248H78ZM84 246V245H83ZM94 248L96 249L98 246H96V244H94ZM99 246L101 247L102 245L99 243ZM108 246V245H107ZM112 247H113V245H111ZM130 247H131V245H129ZM135 246H137V245H135ZM142 246V245H141ZM240 246L241 245H239V248L238 249H242V248H244V247H242V246H244V245H242L241 247L242 248H240ZM248 246H246V247H248ZM260 246V248H258L257 249V247H259V245L257 244L256 245V249L258 250H256V249H254V248H252V249H254V251L256 250L257 251V253L258 252H260V250L262 251V248L264 249V247H261ZM38 247V246H37ZM48 247V246H47ZM51 247V246H50ZM86 247L87 246H85V249H86ZM90 247V246H89ZM93 247V246H92ZM110 247V246H109ZM112 247H110V251H111V248ZM115 247H117V245H115ZM121 247V246H120ZM124 247H125V244H124ZM129 247V248H130ZM143 247V246H142ZM145 247V246H144ZM249 247V248H250ZM53 248V247H52ZM60 248H62V246L60 247ZM60 248H59V250H60ZM104 247L102 246V249H103ZM108 248V247H107ZM132 248V247H131ZM225 248H222V249H225ZM46 249V248H45ZM44 249V250H45ZM51 249V248H50ZM54 249H55V247H54ZM63 249V248H62ZM71 249V248H70ZM73 249V248H72ZM71 249V250H72ZM126 249H127V246H126ZM125 249V250H126ZM146 249V248H145ZM237 249V251H238V253H237V256H238V254H239V251L240 250H238ZM251 249V248H250ZM252 249L251 250H244V251H247V252H249L248 254H250V251H251V256L253 255V253H255V252H252ZM39 250V249H38ZM41 251H42V249H40ZM68 250V249H67ZM84 250V249H83ZM82 250V251H83ZM88 249H86L85 250V253L84 254H87V251ZM90 250H91V248H90ZM115 250L117 251V249L115 248ZM119 250H121V249H119ZM131 249H128V251H130ZM243 250H241L240 251V253H242L243 255H239L238 257L240 258V260H239V258L237 257V256H235V257H237L238 258V260L239 261H241V259L243 258V257H246L245 255H247L246 254V252H245V255H244V251ZM49 251V250H48ZM94 251H96V254L98 255V250L96 249V250H94ZM227 251V250H226ZM230 251V250H229ZM229 251H228V253H229ZM52 252V251H51ZM51 252H49V253H51ZM55 252V251H54ZM54 252H53V254H54ZM57 252V255H58V250L56 251ZM56 252H55V254H56ZM70 252V251H69ZM75 251H72V253H74ZM91 252H93V251H91ZM100 252V254H101V251H99ZM105 253H107V256H108V254H109V250L106 252V251H104ZM104 252H102L103 254H104ZM124 252V251H123ZM122 252V253H123ZM222 252V251H221ZM221 252L219 253H217V255L219 254V256H220V254H221ZM231 252V251H230ZM43 253H45V254H48V253H46V252H43ZM71 253V252H70ZM70 253L68 254V255H70ZM79 253H81V255H82V252H80L79 251ZM114 253V252H113ZM115 253H118V252H115ZM125 253H127L126 251L124 252V254ZM224 250H223V255H224ZM227 253V252H226ZM67 254V253H66ZM91 254H93V253H91ZM95 254V255H96ZM111 254H112V252H111ZM263 254V252L262 253H260V255H262ZM56 255V256H57ZM64 255V254H63ZM63 255H62V257H63ZM72 255V254H71ZM70 255V256H71ZM73 255H75V254H73ZM113 256H114V254H112ZM122 255V254H121ZM214 255L216 256V253H214ZM222 255V254H221ZM223 255L222 256H220L222 259H224L223 258ZM229 255V254H228ZM255 255H257V254H255ZM255 255H253V256H255ZM259 255V256H260ZM56 256H52L55 260H56ZM59 256V255H58ZM61 256V255H60ZM64 256H66V255H64ZM78 257H79V255H77ZM76 256V257H77ZM91 256V255H90ZM106 255L104 256V258H109L110 259V257L108 256L107 257ZM219 256H217V257H219ZM232 256V255H231ZM233 256V257H234ZM248 256V255H247ZM61 257V258H62ZM75 257V256H74ZM75 257V258H76ZM84 257H85V259H86V256L84 255ZM92 257V256H91ZM95 257H97V256H95ZM220 257L218 258L219 259V262L222 260V259H220ZM249 257V256H248ZM60 258V259H61ZM65 258V257H64ZM66 258H68V256H66ZM65 258V259H66ZM71 258H72V256H71ZM80 258H81V256H80ZM82 258H83V256H82ZM93 258V260H91L92 262L95 260V259H99L98 261H100V258H102V257H98V258H95L94 259V256L92 257ZM120 258V257H119ZM125 258V257H124ZM227 258V257H226ZM232 258V257H231ZM247 258V257H246ZM261 258H263V257H261ZM64 259V260H65ZM77 259V258H76ZM75 259V260H76ZM84 259V260H85ZM88 259H90L89 257H88ZM103 259V258H102ZM108 259V260H109ZM113 259V258H112ZM116 259V258H115ZM121 259V258H120ZM126 259H128V258H126ZM211 259V258H210ZM251 259H253V258H251ZM251 259H249L248 260V258L246 259V263L247 264H250V263H252V264H255L256 262H257V260H258V258H257V260H256V262L255 261H253V260H251ZM71 260V259H70ZM73 260H74V258H73ZM77 260H81V259H77ZM83 260V259H82ZM118 260V259H117ZM234 260V259H233ZM232 260V261H233ZM235 260L237 261V263H234V262H231V264L232 263H234V264H238V260L235 258ZM260 260H264V258L263 259H260ZM56 261H58V258H57V260ZM62 261V260H61ZM69 260H67V262H68ZM86 261V260H85ZM85 261H83L84 262V264H85ZM91 261H89V264H91ZM98 261H96V262H98ZM120 261V260H119ZM122 261V260H121ZM126 261V260H125ZM216 261H217V258H216ZM229 261V260H228ZM251 261V262H250ZM50 264H51V262L50 261H48ZM55 262V261H54ZM63 262V261H62ZM70 262V261H69ZM73 262H75V261H73ZM73 262L72 263H70V264H73ZM78 262V261H77ZM81 262V261H80ZM79 262V263H80ZM88 262V261H87ZM86 262V263H87ZM95 262V261H94ZM93 262V263H94ZM109 261H107V263H108ZM110 262H111V260H110ZM225 261H223V263H224ZM248 262H250V263H248ZM260 262V261H259ZM263 264H264V262L263 261H261ZM261 262L260 263H258V264H261ZM66 263V262H65ZM76 263V262H75ZM74 263V264H75ZM78 263V264H79ZM99 263H101L102 264V262L100 261ZM207 263V262H206ZM213 262H211L210 264H212ZM215 263H217V262H215ZM214 263V264H215ZM222 263V264H223ZM228 263V262H227ZM226 263V264H227ZM242 262H240V264H241ZM244 264H246L245 263V261L243 262ZM242 263V264H243ZM48 264V263H47ZM57 264V263H56ZM69 264V263H68ZM80 264H82V263H80ZM94 264H96V263H94ZM111 264H112V262H111ZM124 264V263H123ZM225 264V263H224Z\"/></svg>","mask_w":264,"mask_h":264}]
</instances>
